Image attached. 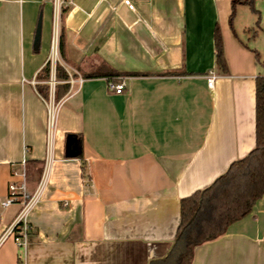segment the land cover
<instances>
[{
  "label": "crops",
  "instance_id": "1",
  "mask_svg": "<svg viewBox=\"0 0 264 264\" xmlns=\"http://www.w3.org/2000/svg\"><path fill=\"white\" fill-rule=\"evenodd\" d=\"M122 1L62 5L57 65L68 90L47 161L37 77L49 63L53 0H0V264H150L175 239L181 200L254 149L255 79L264 72L235 25L242 4L230 19L234 0H130L134 11ZM108 71L123 74L114 77L121 94L105 77H85ZM67 134L82 138L83 170L69 150L78 138ZM21 180L29 196L38 191L25 245L1 240L22 201L1 203ZM191 264H264V195L224 235L196 246Z\"/></svg>",
  "mask_w": 264,
  "mask_h": 264
},
{
  "label": "trees",
  "instance_id": "2",
  "mask_svg": "<svg viewBox=\"0 0 264 264\" xmlns=\"http://www.w3.org/2000/svg\"><path fill=\"white\" fill-rule=\"evenodd\" d=\"M254 0H234L230 19L234 15L235 4L246 5L253 10ZM254 13L257 11L253 10ZM258 23V22H257ZM39 40L35 41L37 46ZM216 48V64L226 71L223 55L222 39L218 29L214 33ZM59 54L64 60L63 26L59 36ZM255 58L258 55L255 53ZM50 75L49 63L43 67L37 79L46 82ZM123 74L108 71L103 74H89L86 78H114ZM138 75V74H132ZM55 79L61 82L55 86L54 102L58 103L67 93L65 84L68 76L61 66L55 68ZM37 86V91L44 100L48 98L47 85ZM78 138L75 148L69 150L82 161V138L79 134H67L66 138ZM264 195V76L255 79V146L244 158L231 164L228 170L218 177L209 187L197 191L181 200L180 223L175 239L165 257L154 260L150 264H191L193 250L196 246L214 241L225 234L227 228L247 216L255 203Z\"/></svg>",
  "mask_w": 264,
  "mask_h": 264
},
{
  "label": "built area",
  "instance_id": "3",
  "mask_svg": "<svg viewBox=\"0 0 264 264\" xmlns=\"http://www.w3.org/2000/svg\"><path fill=\"white\" fill-rule=\"evenodd\" d=\"M66 0H53V18H52V32H51V40H50V48H49V68H50V77L47 82L49 86V96L47 99V118H46V157L47 161L50 158L51 147L53 142L54 135V126H55V117H56V106L57 104L54 102V92H55V68L59 61V33H60V14L62 5ZM123 4L130 11H134V7L130 0H123ZM215 76L210 74L207 76V86L208 88H212L214 84ZM81 83L82 81L79 80ZM107 88L109 91L114 94H121L124 91L125 85L120 78H111L107 79ZM38 187H40L41 182ZM7 197L4 202L1 203V206L6 208L12 205L16 200L20 199L22 201V207L18 212L17 216L10 224V226L6 229L4 234L2 235L1 240L6 238H11L15 244L25 245L26 243V233L28 230L26 218L29 211L37 202V194L36 191L33 195L29 196L27 194L26 186L24 180H21L20 184L18 182H12L9 184L7 188Z\"/></svg>",
  "mask_w": 264,
  "mask_h": 264
},
{
  "label": "rangeland",
  "instance_id": "4",
  "mask_svg": "<svg viewBox=\"0 0 264 264\" xmlns=\"http://www.w3.org/2000/svg\"><path fill=\"white\" fill-rule=\"evenodd\" d=\"M253 10L246 5H239L235 14V25L239 29L245 28V32H240L239 36L249 47L258 51L262 65L260 69L264 72V0H254ZM47 88L49 96L48 85Z\"/></svg>",
  "mask_w": 264,
  "mask_h": 264
},
{
  "label": "water",
  "instance_id": "5",
  "mask_svg": "<svg viewBox=\"0 0 264 264\" xmlns=\"http://www.w3.org/2000/svg\"><path fill=\"white\" fill-rule=\"evenodd\" d=\"M40 37V23H38L37 28H36V35H35V41L39 40ZM71 153V151H70Z\"/></svg>",
  "mask_w": 264,
  "mask_h": 264
}]
</instances>
